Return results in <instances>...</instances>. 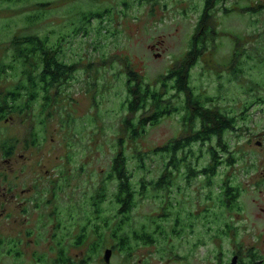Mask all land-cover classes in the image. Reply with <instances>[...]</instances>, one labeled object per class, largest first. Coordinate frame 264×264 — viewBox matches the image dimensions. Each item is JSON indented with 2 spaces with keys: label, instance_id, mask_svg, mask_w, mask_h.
<instances>
[{
  "label": "rangeland",
  "instance_id": "374dc122",
  "mask_svg": "<svg viewBox=\"0 0 264 264\" xmlns=\"http://www.w3.org/2000/svg\"><path fill=\"white\" fill-rule=\"evenodd\" d=\"M258 3L264 5V0L219 2L214 11V36L208 37L207 49L190 70V86L195 94L211 97L207 105L237 116L234 130L224 133L233 165L225 163L228 155L222 153L223 163L211 187L214 199L219 183L227 176L232 183L239 184L240 208L223 209L221 213L231 224L228 233L223 232L226 226L219 223L222 219L212 223L210 216L203 217L219 208L206 198L209 188L203 177L198 175L189 182L185 178L188 162L198 169L208 161L207 143L191 145L193 154L180 164L168 191L155 190L148 182L160 174L169 159L152 149L183 133L182 112L163 117L135 140L127 137L118 140L122 135V117L127 114L122 107L126 97L125 63L141 74L145 82L159 88L157 80L170 68L172 57L182 56L180 62L189 51L192 33L203 12V0H0V62H12V43L16 39L46 35L63 61L78 65L72 78L54 89V102L41 115L42 92L27 115H8L0 121V142L12 138L15 143L8 159L0 149V196L13 188L19 194L23 189L29 190L28 195L20 194L22 197H52V204L40 207L46 233L54 234L57 222L54 217L59 216L57 233L68 239L66 233L71 235L86 216L91 218L92 196L105 181L113 155L123 149L136 194L121 231L129 233L139 224L149 222L147 217L165 211L163 202L169 201L173 210L180 204L185 210L199 214L204 232L206 226L213 230L203 235L204 242L214 232L217 235L214 240L226 243L236 226L251 228L234 236L240 238L251 233L250 238L254 237L253 231L264 223V213L260 211L264 199V186H260L264 185V8L254 13L248 8ZM104 8L108 12L102 21L92 18L74 33L81 25L82 12ZM159 40H162L158 50L161 54L154 57L148 45ZM237 45L241 54L234 58ZM234 68L240 71L234 74ZM18 78L19 70H10L0 78V94ZM178 98H184V94H178ZM173 102L179 104L177 98ZM249 103L243 111V106ZM32 138L34 145L30 144ZM212 142L215 144V138ZM180 155L179 151L177 156ZM143 181L146 193L140 195ZM114 182L108 180L110 186ZM111 192L112 188L101 203L102 209L98 205L108 224L106 238L118 219L113 217L117 205ZM29 205L34 207L33 203ZM0 227L6 231L1 223ZM138 247L136 255L141 259L145 255V259L157 262L145 247ZM78 250L72 248V255L78 257ZM102 252L103 249L100 257ZM111 259L113 264L125 261L120 252ZM90 264H96V259Z\"/></svg>",
  "mask_w": 264,
  "mask_h": 264
},
{
  "label": "trees",
  "instance_id": "16d2710c",
  "mask_svg": "<svg viewBox=\"0 0 264 264\" xmlns=\"http://www.w3.org/2000/svg\"><path fill=\"white\" fill-rule=\"evenodd\" d=\"M221 1L223 0H203V12L199 16L192 33L191 47L179 63L174 64L165 74L159 76L157 80L160 83L159 88L152 87L145 82L141 74L134 70L128 62L125 63L126 97L122 102V107L127 114L122 117V135L118 140L121 142L124 137L135 140L143 136L148 127L157 125L163 117L182 112L183 133L152 149V152L159 153L164 157L169 156V159L163 164L160 174L148 182L155 190L168 191L174 183L178 171H180V164L185 162L189 154H193L191 145L207 143L208 161L198 169L188 162L184 172L185 178L189 182L191 178L198 175L203 177L204 184L209 188L206 198L213 200L219 207L218 211L211 212L210 215L204 214L203 217L206 219L210 216L213 219L212 223L222 219V222L219 223L224 224L229 229L231 225L227 222V218L221 216V213L223 209L228 210L230 201H234L238 197L239 184L232 183L227 176L219 183V192L214 199L211 187L213 186V177L223 163L222 153L228 155L225 163L233 165L231 164L233 155L227 140L224 138V133L228 130H234L237 116L230 115L218 107L207 105L212 101V98L200 97L199 94L193 92L190 86V70L207 49L208 37L214 36V11L216 5ZM261 8H264V5L258 3L248 9L254 13ZM225 9L226 11L229 10L228 8ZM107 12V8L101 11L82 12L81 25L74 29V33L83 28V24L89 23L92 18L102 21ZM200 25H205L202 32L199 30ZM12 45V62H0V78L9 74L10 70L14 72L19 70V78L14 85L0 94V121L8 115H27L29 109H33L38 101L40 92H42L40 96L41 110L39 111L41 115L53 104L54 94L52 93L54 89L72 78V73L78 66L77 62L67 63L63 61L59 57V50L49 44V38L46 35H24L16 39ZM237 47L238 45L232 55L234 58L241 54ZM239 71L240 69H233L234 74ZM180 93L184 94V98H178ZM174 98L178 99L179 104L173 102ZM250 105L251 103L243 106V111ZM244 118L245 115L241 113V119ZM31 133L34 134V130ZM213 138H215V144L212 142ZM31 142L34 145L35 138L30 139V144ZM14 148L15 143L12 138L1 140L0 149ZM179 151L181 155L177 156ZM142 154L139 153L138 155ZM126 163L127 157L123 149L117 150L111 159L105 181L100 184V189L97 190L96 195L92 196H107V191L112 188L111 194L117 205V212L123 213V221L128 218L134 206L136 194L130 181V172ZM109 179L115 181L113 186L108 184ZM145 183L143 181V184H140V195L146 193ZM225 233H228V230ZM148 237L149 235L145 231L137 234L133 230L129 233L124 231L122 239L123 244L129 243L131 239H142V242L146 243Z\"/></svg>",
  "mask_w": 264,
  "mask_h": 264
},
{
  "label": "flooded vegetation",
  "instance_id": "af4514ba",
  "mask_svg": "<svg viewBox=\"0 0 264 264\" xmlns=\"http://www.w3.org/2000/svg\"><path fill=\"white\" fill-rule=\"evenodd\" d=\"M204 29L205 25H200V32ZM161 41L148 45L154 57L161 54L158 51L161 48ZM181 58L182 56L172 57L170 67L178 63ZM1 150L5 159H8L13 151V149ZM256 184L259 186L261 182L258 181ZM26 192L29 190L23 189L20 194L28 195ZM20 194L12 188L9 192L4 191L0 196V223L6 228L4 231L0 227V264H90L92 259H96V264H113L114 260L111 258L117 252L122 253L125 260L117 262L119 264H264V223L253 231L255 236L252 238H250V235H253L251 233L240 238L234 236L239 231L245 233L247 228H251L236 226L226 243L214 240L213 237L217 236L214 232L208 241L204 242L203 235L213 230L206 226L204 232L200 215L185 210V206L180 204L178 209L173 210L174 206L166 201L163 202L165 211L150 215L147 217L149 222L141 223L133 229L137 234L147 232L149 237L146 243H143L142 239H131L130 244H123L124 231H121V224L124 222L123 213L116 210L113 217L118 219L110 229L109 238H106L105 230L108 224L101 214L102 211H98L99 203L102 209L101 203L106 196H94L91 201L93 211L89 213L91 218L86 216L83 224L75 226L76 232H71V235L66 233L68 239H64V235L57 233L60 228L59 216L54 217L57 221L54 222L56 229L54 234L46 233L42 221L44 217L40 207L42 204L45 206L52 204V197L47 199L31 195L22 197ZM238 197L235 199L236 202L230 201L228 210L232 207L240 208L237 203ZM30 203L34 204L33 208L30 207ZM260 211L264 213V199ZM97 220L100 221L99 224ZM19 225L22 226L18 227ZM230 229L231 227L227 229L228 232ZM112 240H116V243ZM138 246L145 247L149 255L152 254L157 258V262L145 259V255H143L145 260L136 255ZM72 248L79 249L78 257L72 255ZM102 249L100 257L99 253ZM106 250H110L108 259H105ZM47 252L51 255L48 256Z\"/></svg>",
  "mask_w": 264,
  "mask_h": 264
},
{
  "label": "water",
  "instance_id": "95a60500",
  "mask_svg": "<svg viewBox=\"0 0 264 264\" xmlns=\"http://www.w3.org/2000/svg\"><path fill=\"white\" fill-rule=\"evenodd\" d=\"M109 255H110V250H106L105 251V259H108Z\"/></svg>",
  "mask_w": 264,
  "mask_h": 264
}]
</instances>
